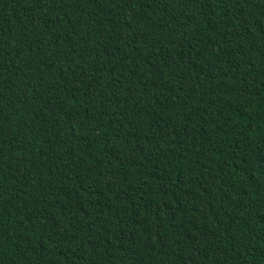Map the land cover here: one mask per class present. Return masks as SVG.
Returning a JSON list of instances; mask_svg holds the SVG:
<instances>
[{"label":"trees","instance_id":"trees-1","mask_svg":"<svg viewBox=\"0 0 264 264\" xmlns=\"http://www.w3.org/2000/svg\"><path fill=\"white\" fill-rule=\"evenodd\" d=\"M0 264H264V0H0Z\"/></svg>","mask_w":264,"mask_h":264}]
</instances>
